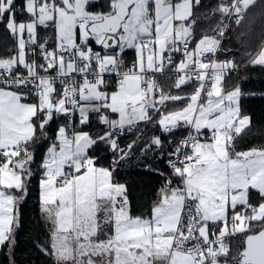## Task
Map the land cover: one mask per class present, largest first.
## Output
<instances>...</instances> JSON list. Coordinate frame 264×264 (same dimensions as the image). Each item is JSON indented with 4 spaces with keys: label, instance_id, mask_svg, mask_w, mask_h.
Listing matches in <instances>:
<instances>
[{
    "label": "snow or ice",
    "instance_id": "obj_1",
    "mask_svg": "<svg viewBox=\"0 0 264 264\" xmlns=\"http://www.w3.org/2000/svg\"><path fill=\"white\" fill-rule=\"evenodd\" d=\"M258 3L0 0L4 264L36 176L50 264H264V145L237 150L252 118L228 86ZM245 60L264 67V45ZM132 160L160 177L139 214L117 179Z\"/></svg>",
    "mask_w": 264,
    "mask_h": 264
},
{
    "label": "trees",
    "instance_id": "obj_2",
    "mask_svg": "<svg viewBox=\"0 0 264 264\" xmlns=\"http://www.w3.org/2000/svg\"><path fill=\"white\" fill-rule=\"evenodd\" d=\"M204 2L214 5V0H204ZM202 12L208 14L210 9H202ZM261 13H264V6L258 3L249 13L250 20L256 19V24L252 26V31L246 37H240L239 40L234 38L229 44L236 52L235 59L238 63L242 61L246 63L245 51L255 54L264 45L260 23ZM208 24L209 22L206 20L201 21L202 28H207ZM240 41H244L243 46H241ZM7 47H10V43L3 34H0V53H3ZM245 63H241L240 68L231 75L228 81L229 88L237 84L241 86L243 93L240 98L241 109L252 118V124L239 140L237 150H247L251 147L264 145V67H246ZM161 84L167 89L171 82L162 80ZM184 90L185 92H190L191 86L186 87ZM152 131L151 126H149L144 135L147 137L152 134ZM183 133L182 131H177L176 136ZM134 138L135 133L129 134L122 143ZM46 148L47 142L38 147L37 163ZM102 163H106V161H102ZM160 168L161 170H166L163 164H160ZM117 179L119 182L127 184L132 193L130 199L132 200L134 214H139L140 211L148 208L160 184V177L146 171L143 163L137 160H133L128 168L120 169L117 173ZM38 181L39 176L32 179L29 194L20 205V227L17 232L18 244L16 248L17 264H50L49 258L35 247L37 238L40 241L46 239V232L40 213ZM233 243H238V241ZM0 264H4L3 255H0Z\"/></svg>",
    "mask_w": 264,
    "mask_h": 264
},
{
    "label": "built area",
    "instance_id": "obj_3",
    "mask_svg": "<svg viewBox=\"0 0 264 264\" xmlns=\"http://www.w3.org/2000/svg\"><path fill=\"white\" fill-rule=\"evenodd\" d=\"M183 135H185V133L176 136V138L179 139V138L182 137ZM132 161H133V160H132ZM130 164H131V161L128 163V165H130Z\"/></svg>",
    "mask_w": 264,
    "mask_h": 264
},
{
    "label": "crops",
    "instance_id": "obj_4",
    "mask_svg": "<svg viewBox=\"0 0 264 264\" xmlns=\"http://www.w3.org/2000/svg\"><path fill=\"white\" fill-rule=\"evenodd\" d=\"M169 87H171V85H169L167 88H169ZM185 91V90H184ZM131 163H132V161H131Z\"/></svg>",
    "mask_w": 264,
    "mask_h": 264
},
{
    "label": "water",
    "instance_id": "obj_5",
    "mask_svg": "<svg viewBox=\"0 0 264 264\" xmlns=\"http://www.w3.org/2000/svg\"><path fill=\"white\" fill-rule=\"evenodd\" d=\"M129 167V165H127L126 167H124V168H128Z\"/></svg>",
    "mask_w": 264,
    "mask_h": 264
},
{
    "label": "rangeland",
    "instance_id": "obj_6",
    "mask_svg": "<svg viewBox=\"0 0 264 264\" xmlns=\"http://www.w3.org/2000/svg\"><path fill=\"white\" fill-rule=\"evenodd\" d=\"M143 128V126H141Z\"/></svg>",
    "mask_w": 264,
    "mask_h": 264
}]
</instances>
